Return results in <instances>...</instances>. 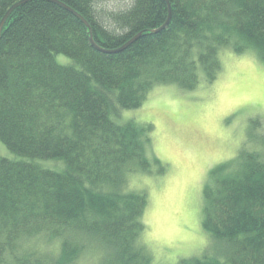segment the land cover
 Instances as JSON below:
<instances>
[{"label": "trees", "instance_id": "trees-1", "mask_svg": "<svg viewBox=\"0 0 264 264\" xmlns=\"http://www.w3.org/2000/svg\"><path fill=\"white\" fill-rule=\"evenodd\" d=\"M21 0H0V20ZM27 0L0 34V264H150L136 169L164 167L147 154L150 124L111 118L138 108L156 85L183 90L216 79L219 50L264 62V0ZM112 2L117 4L112 5ZM69 59L65 64L56 56ZM213 168L202 227L222 249L177 264H264V137ZM38 160H59V170ZM60 163V162H59ZM96 252L93 262L83 263Z\"/></svg>", "mask_w": 264, "mask_h": 264}, {"label": "rangeland", "instance_id": "rangeland-1", "mask_svg": "<svg viewBox=\"0 0 264 264\" xmlns=\"http://www.w3.org/2000/svg\"><path fill=\"white\" fill-rule=\"evenodd\" d=\"M219 59L214 81H201L191 90L156 85L138 108L111 114L117 123L150 124L147 154L164 167L162 173L153 165L150 172L136 169L127 177L126 190L147 196L142 240L150 264H177L222 249L216 241L210 245L202 227L203 188L213 168L236 158L242 146L259 147L264 137V62L253 51L235 53L228 47L219 50ZM56 60L69 61L63 55ZM0 156L22 158L1 141ZM38 162L56 170L62 165L59 160ZM91 254L83 263L94 261L93 249Z\"/></svg>", "mask_w": 264, "mask_h": 264}, {"label": "water", "instance_id": "water-1", "mask_svg": "<svg viewBox=\"0 0 264 264\" xmlns=\"http://www.w3.org/2000/svg\"><path fill=\"white\" fill-rule=\"evenodd\" d=\"M25 1H27V0H21V1H18V2H16V3H14V4L8 9V11L4 14V16L2 17V19L0 20V34H1L2 27H3L4 23H5V21H6L7 17H8V15H9L10 12L13 10V8H15L16 6L20 5L21 3L25 2ZM52 1L57 2L58 4H60L61 6H63L64 8H66V9H68L69 11L73 12L76 16H78V17L81 19V21L85 24V26L88 27V30H89V31H88V32H89V41H90L91 45H92L96 50H98V51H102V52H105V53H115V52H118V51L124 49L125 47H127L131 42H133L135 39H137V38H138L139 36H141V34H142V32L137 33L136 35H134L131 39H129L127 42H125V43H124L123 45H121L120 47H117V48H114V49L103 48V47H101V46H98V45L94 42V40H93V38H92V35H91V29H90V26H89V24L86 22V20H84L80 15H78L76 12L72 11L70 8H68V7L65 6L64 4L59 3V2L56 1V0H52ZM164 1H165L166 4H167L168 16H167L165 22H164L162 25H160L157 29H153V30H151V32H157V31L162 30V29L168 24V22H169L170 12H171V10H170V4H169L168 0H164Z\"/></svg>", "mask_w": 264, "mask_h": 264}]
</instances>
